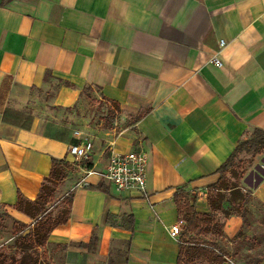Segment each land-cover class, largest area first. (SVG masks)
<instances>
[{"label": "crops", "instance_id": "obj_1", "mask_svg": "<svg viewBox=\"0 0 264 264\" xmlns=\"http://www.w3.org/2000/svg\"><path fill=\"white\" fill-rule=\"evenodd\" d=\"M97 101L120 121L88 117ZM256 129L264 0H0V207L31 225L19 194L36 200L54 160L72 166L57 188L72 194L69 219L40 249L49 264H178L176 195L209 213L219 169ZM88 143L92 174L69 152ZM112 149L146 152L145 195L100 177ZM241 159L251 199L224 204L243 214L217 213L223 264L264 256V151Z\"/></svg>", "mask_w": 264, "mask_h": 264}, {"label": "trees", "instance_id": "obj_2", "mask_svg": "<svg viewBox=\"0 0 264 264\" xmlns=\"http://www.w3.org/2000/svg\"><path fill=\"white\" fill-rule=\"evenodd\" d=\"M263 151L264 131L261 129H256L251 138L238 144L236 150L219 169L220 178L218 182L210 188L208 203L211 211L209 213L200 214L195 204L191 203L190 196L184 193L183 190L176 195L180 220L185 222L179 238L180 254L178 264H189L200 257L209 258L212 264H223L226 262L225 255L219 253L221 252V247L217 239L223 236L224 224L217 213L223 211L227 218L235 213V211H231L233 208L229 206L227 210L224 208V204L227 201L231 203V201L240 200L239 204L245 205L251 199V194L240 190L239 183H232L228 175L233 171H240L241 175H243L245 170L252 165L251 160L241 159L243 154L256 156ZM71 170L72 166L65 160H54L50 177L46 179L36 200L27 199L19 194L14 209L32 218L34 227L31 228L30 225L18 220L14 221V234L16 235L14 251L0 250V264H49L46 255L42 254L40 249L47 246L52 232L68 221L71 213L72 194L63 199L67 208L62 215L55 219L47 216L46 205L53 198V184L64 180L68 171ZM256 181L258 184L262 179L257 177ZM229 191H232V194H229L230 196L228 195ZM239 212L241 214L244 213L240 207H237L236 213ZM195 230H198L200 234L209 235L210 238L206 241H188L190 233ZM263 257L262 255L258 261L248 262V264H259Z\"/></svg>", "mask_w": 264, "mask_h": 264}, {"label": "built area", "instance_id": "obj_3", "mask_svg": "<svg viewBox=\"0 0 264 264\" xmlns=\"http://www.w3.org/2000/svg\"><path fill=\"white\" fill-rule=\"evenodd\" d=\"M225 41L220 42L221 49L224 48ZM213 62L216 66H222L219 58L215 57ZM77 135H80L77 132ZM93 151V145L80 144L70 147L69 152L73 155L80 165L85 168L90 162ZM148 155L144 151H131L127 153L111 150L108 163L103 171L99 173L100 177L111 183L118 192H138L145 195L148 186ZM86 173H95L92 169L86 168ZM174 225L171 228L172 234L179 236L182 232L181 224Z\"/></svg>", "mask_w": 264, "mask_h": 264}, {"label": "rangeland", "instance_id": "obj_4", "mask_svg": "<svg viewBox=\"0 0 264 264\" xmlns=\"http://www.w3.org/2000/svg\"><path fill=\"white\" fill-rule=\"evenodd\" d=\"M116 111H118V107H116L115 105L112 106L104 101H97L92 103L91 106L87 107L84 113H86V115L92 118V120L95 122L103 121L104 124H111L112 121L114 122L117 119H119L117 118L118 116ZM122 122L123 124H127L128 122H130V120L127 119ZM240 175H241L240 171H233L231 175L228 176L232 183L238 184L240 178L242 177V175L241 176ZM58 185L59 183L53 184L54 187L53 198L46 205V214L52 219H55L58 216L62 215L64 210L67 208L66 204L63 201L65 197L64 196L60 197L59 193L57 192ZM231 211H236V210L231 209ZM8 212L9 211L4 207H0V250H8V252H13L16 243V235L14 234V225H15L14 221L16 219H14ZM30 226L31 228L34 227V220ZM209 238H210L209 235L200 234L198 230H195L193 233H190L188 237V241H195V240L206 241ZM261 256L262 254L251 256L252 259H250V256L245 255L243 259L247 263L255 262L258 261L261 258ZM189 264H212V263L209 261V258L200 257L194 259Z\"/></svg>", "mask_w": 264, "mask_h": 264}]
</instances>
